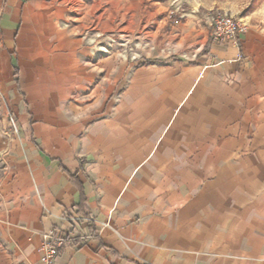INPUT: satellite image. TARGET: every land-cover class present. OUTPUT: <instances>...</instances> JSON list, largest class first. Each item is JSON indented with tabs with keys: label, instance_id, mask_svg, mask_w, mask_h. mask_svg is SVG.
I'll use <instances>...</instances> for the list:
<instances>
[{
	"label": "crops",
	"instance_id": "0c3cea01",
	"mask_svg": "<svg viewBox=\"0 0 264 264\" xmlns=\"http://www.w3.org/2000/svg\"><path fill=\"white\" fill-rule=\"evenodd\" d=\"M108 1L150 23L130 0H0V264H38L52 226L94 234L56 264H264V1L175 0V54L123 102L130 72L88 60L87 28L122 27ZM214 10L248 23L237 44Z\"/></svg>",
	"mask_w": 264,
	"mask_h": 264
},
{
	"label": "rangeland",
	"instance_id": "374dc122",
	"mask_svg": "<svg viewBox=\"0 0 264 264\" xmlns=\"http://www.w3.org/2000/svg\"><path fill=\"white\" fill-rule=\"evenodd\" d=\"M93 0H87V3H91ZM134 4L142 3V9L139 14L136 15L135 20L142 23V18L150 17V23L139 30H131L122 26V23L128 18L126 16L125 8L115 9L116 4L113 2H107L102 4L101 11H118L119 24L122 26L117 31L106 32L99 30L96 26H91L86 30L87 45L91 47L90 56L88 60L95 64L99 58L103 59L107 56L116 57V65L118 70L124 72H130L127 77L126 73L118 82L117 88L113 93L111 100L113 102L125 101V92L130 86L132 78L135 86H141L144 80L143 71L150 70L153 72L155 69L154 60L159 56H165L167 54L174 55V48L172 45L163 44V34H169L172 30L170 24L171 21L181 20L177 17L178 11L176 10L175 0H130ZM243 3H248V0H241ZM76 2V0H71ZM106 2V1H105ZM100 7V6H99ZM160 8L157 11V8ZM247 7V6H246ZM245 7V9H246ZM244 9V10H245ZM214 10L212 14L216 13ZM145 15V16H142ZM163 17L166 18V23H161L160 20ZM130 20V19H129ZM160 25V27H159ZM164 59L165 62H169ZM133 67H132V66ZM145 66V67H144ZM172 68V67H171ZM132 72V74H131ZM92 87H90L91 89ZM91 90L86 89V93L89 94ZM141 96L134 94V98Z\"/></svg>",
	"mask_w": 264,
	"mask_h": 264
},
{
	"label": "built area",
	"instance_id": "2783aa9c",
	"mask_svg": "<svg viewBox=\"0 0 264 264\" xmlns=\"http://www.w3.org/2000/svg\"><path fill=\"white\" fill-rule=\"evenodd\" d=\"M212 35L219 41L238 43L239 36L247 32L248 23L241 17L217 11L211 16ZM9 122L14 132H18V123L13 113L9 114ZM82 223L95 221L92 215L80 216ZM101 228L111 227L108 221H101ZM93 233H83L79 230H63L60 227H50L42 235L40 244V259L38 264H56L62 249L69 242H77L92 238Z\"/></svg>",
	"mask_w": 264,
	"mask_h": 264
},
{
	"label": "trees",
	"instance_id": "16d2710c",
	"mask_svg": "<svg viewBox=\"0 0 264 264\" xmlns=\"http://www.w3.org/2000/svg\"><path fill=\"white\" fill-rule=\"evenodd\" d=\"M262 1H264V0H252V4H251V8H254L256 5H258V4H260ZM177 17H179L178 16V14H177ZM84 198L81 200V202H80V204H79V212H81V213H86L85 211H84Z\"/></svg>",
	"mask_w": 264,
	"mask_h": 264
}]
</instances>
